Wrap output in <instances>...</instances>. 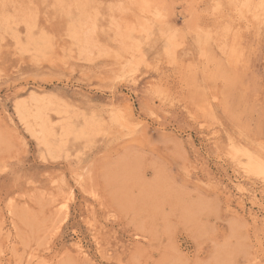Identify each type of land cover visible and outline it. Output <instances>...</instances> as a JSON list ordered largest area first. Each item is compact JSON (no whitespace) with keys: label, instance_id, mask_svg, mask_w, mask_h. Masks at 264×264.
<instances>
[{"label":"rangeland","instance_id":"rangeland-1","mask_svg":"<svg viewBox=\"0 0 264 264\" xmlns=\"http://www.w3.org/2000/svg\"><path fill=\"white\" fill-rule=\"evenodd\" d=\"M0 264H264V0H0Z\"/></svg>","mask_w":264,"mask_h":264},{"label":"bare ground","instance_id":"bare-ground-1","mask_svg":"<svg viewBox=\"0 0 264 264\" xmlns=\"http://www.w3.org/2000/svg\"><path fill=\"white\" fill-rule=\"evenodd\" d=\"M46 38V37H45ZM17 47H18V44H17ZM37 47V46H36ZM34 49V48H33ZM46 50V49H45ZM68 50V49H67ZM65 51V50H64ZM68 52V51H67ZM63 53V52H62ZM20 54H21V52H20ZM64 55V54H63ZM33 57V56H32ZM63 57V56H62ZM72 58V57H71ZM70 58V59H71ZM15 104V103H14ZM30 104V103H29ZM16 111H17V113H18V115L19 116H21V117H27V110L25 109V107H24V105H23V102L22 103H20V102H18L17 103V105H16ZM17 115V116H18ZM29 121V120H28ZM24 123V122H23ZM33 124V123H32ZM24 125V124H23ZM26 126V125H25ZM35 130V129H34ZM240 150V149H239ZM239 152V151H238ZM240 153H242V152H239V155H240ZM237 154V153H236ZM243 154H244V152H243ZM245 156H247V155H245ZM234 157V156H233ZM243 160V162H246V160H249V157H246V159H242ZM241 160V161H242ZM240 161V160H239ZM253 165H254V163H253ZM251 169H253V168H251ZM255 169H258V167L257 168H255ZM251 171H253V170H251ZM257 171V170H256Z\"/></svg>","mask_w":264,"mask_h":264}]
</instances>
